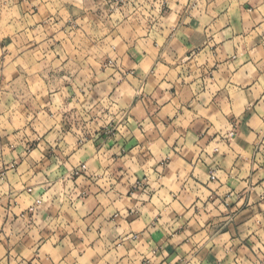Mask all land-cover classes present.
<instances>
[{
    "label": "crops",
    "instance_id": "1",
    "mask_svg": "<svg viewBox=\"0 0 264 264\" xmlns=\"http://www.w3.org/2000/svg\"><path fill=\"white\" fill-rule=\"evenodd\" d=\"M63 2L0 0V264H260L264 0Z\"/></svg>",
    "mask_w": 264,
    "mask_h": 264
},
{
    "label": "rangeland",
    "instance_id": "2",
    "mask_svg": "<svg viewBox=\"0 0 264 264\" xmlns=\"http://www.w3.org/2000/svg\"><path fill=\"white\" fill-rule=\"evenodd\" d=\"M147 3H149V6L146 5ZM63 4H71V15H75L76 17H71L72 19L64 21L63 18H60V16L59 18L57 16V18H55V15L51 16V19H46L42 23L45 29L42 30L45 34L43 36L51 35V32L49 31L51 29L59 28L60 31L65 33L77 30L81 20L86 18L80 16L83 10H86V14H83L91 18V21L94 23L93 25L96 27V29L92 30H99L101 33L98 32V35L102 36H105V32L110 28L111 30H115L117 25L121 23L122 20H137L139 21V25H141V21L147 25V19H149L154 24V17L156 16L154 13L162 14L161 10L163 11L162 0H64ZM141 5L144 7L142 8ZM133 7L135 8L134 11L132 10ZM76 19H80V22H76ZM107 64L112 66L114 64L113 59H108Z\"/></svg>",
    "mask_w": 264,
    "mask_h": 264
},
{
    "label": "built area",
    "instance_id": "3",
    "mask_svg": "<svg viewBox=\"0 0 264 264\" xmlns=\"http://www.w3.org/2000/svg\"><path fill=\"white\" fill-rule=\"evenodd\" d=\"M234 133V131L232 130L231 132L228 133L229 136H232ZM87 169V165L86 164H82L80 165V167H78L75 171L74 174L75 175H80L81 173H83L85 170ZM40 201H38L39 203ZM32 210L34 209V207L31 208ZM260 264H264V258L262 259Z\"/></svg>",
    "mask_w": 264,
    "mask_h": 264
}]
</instances>
